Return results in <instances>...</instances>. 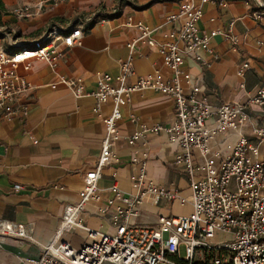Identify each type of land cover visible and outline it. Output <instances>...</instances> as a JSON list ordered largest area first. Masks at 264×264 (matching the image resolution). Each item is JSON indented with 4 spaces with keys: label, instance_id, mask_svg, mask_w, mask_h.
<instances>
[{
    "label": "built area",
    "instance_id": "1",
    "mask_svg": "<svg viewBox=\"0 0 264 264\" xmlns=\"http://www.w3.org/2000/svg\"><path fill=\"white\" fill-rule=\"evenodd\" d=\"M65 1L35 0L14 6L11 13L19 20L30 19ZM228 1L182 0L167 22H183L165 33L160 43L154 38L157 28L129 16L125 25L133 27L137 35L127 43L128 56L119 60L117 74L99 73L94 90L87 88L83 76L58 71L67 50L82 44L80 25H52L34 39H15L11 50L0 44L2 114L27 115L33 89L63 85L76 98L93 97V111L102 117L106 127L100 157L96 166L84 173L79 199L66 203L55 235L41 245L38 255L26 257L23 264H264V152L260 147L264 141V116L257 120L252 113L257 107L264 114V85L246 102L213 104L201 93L200 82L184 68L187 60L210 66L218 58L212 46V38L217 35L227 40L232 50L241 44V37L233 30L234 21L228 29L216 27L206 32L199 27L206 3L225 7ZM250 1L264 7V0ZM263 16L262 12L253 14L256 20ZM140 43L159 47L166 72L156 69L151 74L137 75L135 55ZM258 45L261 47L262 42ZM35 59L46 61L58 78L35 85L19 70L22 66L29 71ZM248 68V62L242 63L238 74L245 75ZM146 89L173 97V119L168 123L142 122L132 133L123 134L118 127L122 106L134 92ZM107 102L112 108L105 114L102 106ZM160 132L179 145L174 160L188 176L190 195L175 185L157 184L148 177L147 150L142 151V156L132 155L136 169L129 175L130 190L122 188L117 179L109 187H99L104 166L120 160L119 141L135 145L148 133ZM13 187L20 190L23 184L16 182ZM105 190L111 192L106 199ZM162 198L181 204L190 200L192 209L180 214L154 210V222L140 221L145 201L157 203ZM90 200L99 202L98 212L109 218L111 230L86 223V203ZM77 228L86 233L80 245L63 236ZM0 234L34 238L23 223L2 218Z\"/></svg>",
    "mask_w": 264,
    "mask_h": 264
},
{
    "label": "crops",
    "instance_id": "2",
    "mask_svg": "<svg viewBox=\"0 0 264 264\" xmlns=\"http://www.w3.org/2000/svg\"><path fill=\"white\" fill-rule=\"evenodd\" d=\"M2 1L3 6L11 10L18 4L35 0ZM181 1L66 0L41 15L17 20L28 40L39 37L52 25L60 28L82 26V44L67 50L58 71L83 76L87 88L94 90L97 75L102 72L117 74L119 60L128 56L127 43L137 35L133 27L125 25L128 17L157 28L154 38L160 43L165 39V33L183 22V19L167 22L169 14L179 10ZM79 6H82L81 10H78ZM256 7L250 0H229L225 7L212 2L204 5L199 21L202 31L209 32L216 27L228 29L234 21L233 30L241 37L237 50H232L230 43L220 35L212 38L218 58L210 66L191 60L185 62L184 68L200 82L201 93L213 104L246 102L264 85V16L260 20L253 17ZM2 45L9 50L15 48L12 42ZM244 62L249 63V68L241 76L238 68ZM135 67L137 75L151 74L156 69L167 71L159 47L146 43L137 47ZM19 70L35 85L58 78L43 60H33L29 71L22 66ZM94 103L91 96L74 97L63 85L55 89L44 86L32 90L28 98L29 114L10 117L0 112V218L23 223L34 237L0 234V264H23L26 257L38 255L41 245L55 235L66 203L79 199V191L85 184L84 173L96 166L106 133L102 117L93 111ZM111 108V102L102 106L105 114L110 113ZM260 110L256 107L252 111L257 120L264 116ZM122 113L118 127L123 134H130L142 122H170L174 117V100L169 94L151 89L137 91L122 106ZM117 147L120 160L104 166L99 187H109L117 179L122 188L130 190L129 175L136 169L132 155L142 156V151L147 150L148 177L157 184L175 185L190 195L188 176L174 160L179 145L171 142L167 133H148L135 145L119 141ZM260 147L264 152V141ZM16 182H21L23 188L15 190ZM110 194L105 190L104 199ZM98 204L94 200L86 203V223L100 230H111L113 226L108 217L98 212ZM191 209L190 200L181 204L164 198L157 203L147 199L139 220L154 222V210L180 214ZM85 235L83 229L77 228L63 236L80 245Z\"/></svg>",
    "mask_w": 264,
    "mask_h": 264
},
{
    "label": "rangeland",
    "instance_id": "3",
    "mask_svg": "<svg viewBox=\"0 0 264 264\" xmlns=\"http://www.w3.org/2000/svg\"><path fill=\"white\" fill-rule=\"evenodd\" d=\"M11 10L5 8L4 6H0V44H8L13 42L15 39L18 41L28 40V36L22 34L19 22L11 13Z\"/></svg>",
    "mask_w": 264,
    "mask_h": 264
},
{
    "label": "trees",
    "instance_id": "4",
    "mask_svg": "<svg viewBox=\"0 0 264 264\" xmlns=\"http://www.w3.org/2000/svg\"><path fill=\"white\" fill-rule=\"evenodd\" d=\"M0 6H3V1L0 0ZM256 12H262L264 14V7H256L255 8Z\"/></svg>",
    "mask_w": 264,
    "mask_h": 264
}]
</instances>
